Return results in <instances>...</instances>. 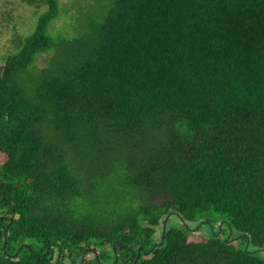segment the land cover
<instances>
[{"label":"trees","instance_id":"16d2710c","mask_svg":"<svg viewBox=\"0 0 264 264\" xmlns=\"http://www.w3.org/2000/svg\"><path fill=\"white\" fill-rule=\"evenodd\" d=\"M19 3L0 264H264V0Z\"/></svg>","mask_w":264,"mask_h":264},{"label":"rangeland","instance_id":"374dc122","mask_svg":"<svg viewBox=\"0 0 264 264\" xmlns=\"http://www.w3.org/2000/svg\"><path fill=\"white\" fill-rule=\"evenodd\" d=\"M19 1L20 0H0V11L3 13L6 12L5 14H7V12L12 14L13 19H16L17 21V18L22 13L21 10H27V8L21 7L20 3L18 4ZM13 4L16 7H13ZM6 50H7V44L5 42V39L4 37H0V51L5 52ZM10 79L14 84H16V86L22 87L24 93H29L32 90V87L34 84L32 76L16 75V76L11 77ZM3 160H4L3 157H1L0 163H2ZM4 191H0V194ZM157 235L160 236V231L158 232ZM203 235H206V234L203 233Z\"/></svg>","mask_w":264,"mask_h":264}]
</instances>
